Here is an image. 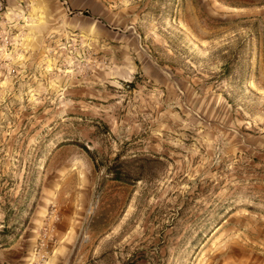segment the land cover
<instances>
[{"label":"rangeland","instance_id":"obj_1","mask_svg":"<svg viewBox=\"0 0 264 264\" xmlns=\"http://www.w3.org/2000/svg\"><path fill=\"white\" fill-rule=\"evenodd\" d=\"M5 226L0 264H264V0H0Z\"/></svg>","mask_w":264,"mask_h":264},{"label":"trees","instance_id":"obj_2","mask_svg":"<svg viewBox=\"0 0 264 264\" xmlns=\"http://www.w3.org/2000/svg\"><path fill=\"white\" fill-rule=\"evenodd\" d=\"M84 13L85 14H87V12L86 11H84ZM82 147H84V149L86 150V151H88V153L92 156V158L95 160V152L94 151H91V150H89L86 146H82ZM115 174V179H117V180H121L122 179V173L121 172H119L118 170H115V172H114ZM10 230H9V228L7 227V226H5L2 230H0V233L1 234H6L7 232H9ZM10 242V240H8V239H6V240H4L3 242H2V244H8Z\"/></svg>","mask_w":264,"mask_h":264}]
</instances>
